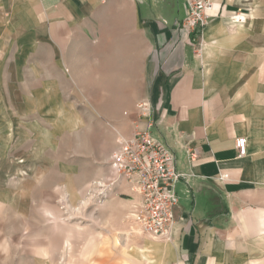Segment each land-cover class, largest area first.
Listing matches in <instances>:
<instances>
[{
  "label": "crops",
  "instance_id": "0c3cea01",
  "mask_svg": "<svg viewBox=\"0 0 264 264\" xmlns=\"http://www.w3.org/2000/svg\"><path fill=\"white\" fill-rule=\"evenodd\" d=\"M24 1L36 8L35 41L70 48L77 33L93 34L128 56L131 95L152 105L145 117L133 107L128 124L167 145L187 175L170 239L156 242L160 263L264 264V0H215L195 37L182 28L186 0ZM237 9L244 24H228ZM123 186L134 215L140 198Z\"/></svg>",
  "mask_w": 264,
  "mask_h": 264
},
{
  "label": "rangeland",
  "instance_id": "374dc122",
  "mask_svg": "<svg viewBox=\"0 0 264 264\" xmlns=\"http://www.w3.org/2000/svg\"><path fill=\"white\" fill-rule=\"evenodd\" d=\"M35 10L0 0V264H161L124 184L107 188L141 101L128 56L93 34L77 33L70 48L37 42ZM242 15L224 20L239 26Z\"/></svg>",
  "mask_w": 264,
  "mask_h": 264
},
{
  "label": "built area",
  "instance_id": "2783aa9c",
  "mask_svg": "<svg viewBox=\"0 0 264 264\" xmlns=\"http://www.w3.org/2000/svg\"><path fill=\"white\" fill-rule=\"evenodd\" d=\"M186 1L188 9L182 28L195 37L212 20L216 1ZM236 18L241 23L244 15ZM151 108V102L146 99L136 105L140 117L148 116ZM236 147L239 156H245L248 151L247 139L238 138ZM112 169L115 182L124 183L132 194L140 198L134 221L141 232L156 240L170 239L179 206L176 187L182 178L187 177L177 170L173 151L148 131L137 129L131 138L119 141L112 155Z\"/></svg>",
  "mask_w": 264,
  "mask_h": 264
},
{
  "label": "bare ground",
  "instance_id": "6f19581e",
  "mask_svg": "<svg viewBox=\"0 0 264 264\" xmlns=\"http://www.w3.org/2000/svg\"><path fill=\"white\" fill-rule=\"evenodd\" d=\"M243 21H245V18L243 19ZM243 21H242V22H243Z\"/></svg>",
  "mask_w": 264,
  "mask_h": 264
}]
</instances>
